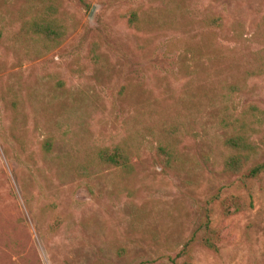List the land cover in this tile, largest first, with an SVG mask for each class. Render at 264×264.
Returning a JSON list of instances; mask_svg holds the SVG:
<instances>
[{
  "label": "rangeland",
  "instance_id": "rangeland-1",
  "mask_svg": "<svg viewBox=\"0 0 264 264\" xmlns=\"http://www.w3.org/2000/svg\"><path fill=\"white\" fill-rule=\"evenodd\" d=\"M54 1L71 32L43 53L18 29L49 0H0V264H264V175L222 172V121L251 106L264 162V0ZM117 143L129 173L96 165Z\"/></svg>",
  "mask_w": 264,
  "mask_h": 264
},
{
  "label": "trees",
  "instance_id": "trees-1",
  "mask_svg": "<svg viewBox=\"0 0 264 264\" xmlns=\"http://www.w3.org/2000/svg\"><path fill=\"white\" fill-rule=\"evenodd\" d=\"M123 17L128 27L137 28L139 22L137 10H130ZM208 22L209 25L217 27L223 24L219 16L210 18ZM262 26H264V17L257 25L258 28ZM70 32L68 24L59 15L58 5L54 0H49L46 6L41 7L33 15L23 17L18 29V34L25 42L32 41L37 46L36 49L43 53L57 48ZM96 57L94 56L95 59ZM262 116L263 112L258 107L251 106L235 117L228 116V119L222 121L224 130L222 146L226 152L222 162V172L236 177L242 186L264 175V162L257 161V147L251 140L252 128L259 124ZM50 147L48 141L44 143L47 151ZM156 156L160 165L166 168H170L175 162L174 149L162 141H158L156 145ZM93 157L99 167L116 168L126 173L132 170L131 152L124 143L99 147L94 151ZM219 205L222 215L227 218L246 212L251 208L252 203L249 198L238 194L224 197ZM202 231L206 235L201 239L203 247L217 253L214 242L216 232L210 230L208 224L204 225Z\"/></svg>",
  "mask_w": 264,
  "mask_h": 264
}]
</instances>
